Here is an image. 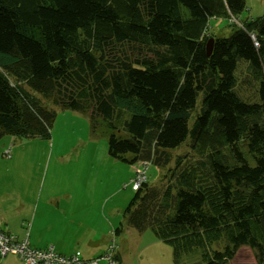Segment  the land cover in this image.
I'll return each instance as SVG.
<instances>
[{"label": "trees", "instance_id": "1", "mask_svg": "<svg viewBox=\"0 0 264 264\" xmlns=\"http://www.w3.org/2000/svg\"><path fill=\"white\" fill-rule=\"evenodd\" d=\"M245 8L246 0H0V138H50L49 102L85 112L93 128L103 121L110 130L111 157L166 170L134 189L128 224L168 242L176 264H227L241 247L264 264V14L228 36L205 32ZM248 81L252 98L240 89Z\"/></svg>", "mask_w": 264, "mask_h": 264}, {"label": "rangeland", "instance_id": "2", "mask_svg": "<svg viewBox=\"0 0 264 264\" xmlns=\"http://www.w3.org/2000/svg\"><path fill=\"white\" fill-rule=\"evenodd\" d=\"M263 14L264 0H246L240 20L231 23L227 18L212 19L205 32L228 36L233 26ZM240 75L247 79L246 69H241ZM240 89L244 96L253 97L251 82H242ZM49 106L57 112L50 138L10 134L0 138V213L9 217L10 228H21L24 219L30 221L25 225L28 230L32 222V236L40 240L50 238L66 246L77 243L78 237L80 245L74 249L78 248L86 259L105 253L107 242L114 240L123 264H176L168 242L150 229L141 232L125 221L123 212L135 193L132 180L137 166L108 154L110 130L104 122L93 128L87 113L50 102ZM7 149L10 157L5 155ZM186 150L187 145H183L172 152ZM142 169L152 184L165 170L152 163ZM121 224L122 232L114 236V229ZM97 232L106 243L88 246L87 240L95 238ZM185 261L194 260L187 257ZM227 264L257 262L251 249L241 247Z\"/></svg>", "mask_w": 264, "mask_h": 264}, {"label": "built area", "instance_id": "3", "mask_svg": "<svg viewBox=\"0 0 264 264\" xmlns=\"http://www.w3.org/2000/svg\"><path fill=\"white\" fill-rule=\"evenodd\" d=\"M230 21L237 22L238 20L231 18ZM252 37L255 40V36L252 35ZM255 44L257 45L258 43L255 41ZM5 155L10 157V149L6 150ZM142 167H146V163L137 165V175L132 180L133 189L139 188L146 179L145 171ZM26 230L25 236L19 238L9 231L0 229V259L12 254L20 258L21 264H120L116 258V243L114 240L109 243L104 254L84 260L80 251L64 255L57 252L53 246L45 249L31 246L28 227Z\"/></svg>", "mask_w": 264, "mask_h": 264}, {"label": "crops", "instance_id": "4", "mask_svg": "<svg viewBox=\"0 0 264 264\" xmlns=\"http://www.w3.org/2000/svg\"><path fill=\"white\" fill-rule=\"evenodd\" d=\"M1 204H2V201L0 200V205ZM33 216H34V219H35V213L33 214ZM23 220L21 222V228L16 227V228H13V230H12L10 228L11 227V221H10L9 217L2 212V213H0V229H3L5 231H9V232L15 234L19 238H23L25 236V233H26V232L24 233V231H27L25 225H26V223L30 222L28 220H25V221H23ZM2 223H5L6 226H2ZM31 226H32V222L29 224V242H30L31 246L36 247V248H42V249H45V248H47L49 246H53L54 249L57 252H59L61 254H64V255H70V254H72V253H74L76 251H79L78 248L74 249L75 245H80L79 239H78V237L76 235H75V237H77V243L73 242L70 245L64 246L63 244H61V243H59L57 241L55 242V241H53L50 238L48 240H40L37 237V235H33L32 236V233H31V230H30ZM84 231L86 233V229ZM95 234H96L95 238H89L87 240V245L90 246V247H93L96 244H101V243H102V245H104L106 243V239L105 238H101L99 232H97ZM114 234H115V231H114ZM114 236H116V235H114ZM108 243H109V241L106 244V250H107V247L109 245ZM85 246H86V241H85ZM117 253L120 256L119 261L121 262V264H123L122 255L120 254V252L118 250H117ZM100 255H102V254H100ZM95 257H97V256H95ZM84 260H86V257H84ZM0 264H21V260H20V258L18 256L16 257V255L10 254V255H7L4 258H1L0 259ZM81 264H85V263H81Z\"/></svg>", "mask_w": 264, "mask_h": 264}, {"label": "water", "instance_id": "5", "mask_svg": "<svg viewBox=\"0 0 264 264\" xmlns=\"http://www.w3.org/2000/svg\"><path fill=\"white\" fill-rule=\"evenodd\" d=\"M213 42H214V38H210L206 44V48H207V53L208 55L211 53L212 51V47H213Z\"/></svg>", "mask_w": 264, "mask_h": 264}, {"label": "clouds", "instance_id": "6", "mask_svg": "<svg viewBox=\"0 0 264 264\" xmlns=\"http://www.w3.org/2000/svg\"><path fill=\"white\" fill-rule=\"evenodd\" d=\"M118 253H117V247H116V255H117ZM116 258H117V256H116ZM118 259V258H117ZM119 260V259H118ZM119 263L121 264V262L119 261Z\"/></svg>", "mask_w": 264, "mask_h": 264}]
</instances>
